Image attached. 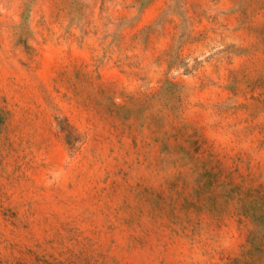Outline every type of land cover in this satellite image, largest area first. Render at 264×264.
<instances>
[{
  "label": "rangeland",
  "instance_id": "obj_1",
  "mask_svg": "<svg viewBox=\"0 0 264 264\" xmlns=\"http://www.w3.org/2000/svg\"><path fill=\"white\" fill-rule=\"evenodd\" d=\"M0 264H264V0H0Z\"/></svg>",
  "mask_w": 264,
  "mask_h": 264
}]
</instances>
